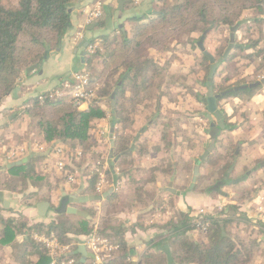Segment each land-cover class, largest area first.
<instances>
[{
    "label": "trees",
    "instance_id": "trees-1",
    "mask_svg": "<svg viewBox=\"0 0 264 264\" xmlns=\"http://www.w3.org/2000/svg\"><path fill=\"white\" fill-rule=\"evenodd\" d=\"M73 1L0 0V101L11 92L21 72L31 66H39L49 53L58 47L70 24L69 9ZM106 7L108 6L103 4V14L96 20L99 28L107 27L108 20L113 17L111 11L104 13ZM249 9H258L264 20V0H154L150 13L130 18L133 22L130 31L116 28V33L114 31L101 34L91 41L101 40L100 47L88 52L85 57L88 66L93 61L99 64L97 73H92L88 68L85 72L89 77V87L96 90V97L87 109L74 106L68 92L64 91L58 97L55 90L41 92L27 100L20 109L32 119L33 127L45 142L69 145L68 154H71L76 145L83 146L81 161L72 158V163L66 164V167L74 173L76 182L80 177L87 182L83 193L98 194L94 187L96 175L92 168L96 161L91 159L99 151L95 141L89 136L92 122L104 117L109 111L114 135L112 157L115 166L124 173L126 165L122 158L130 154L135 145L132 142V124L136 106L146 108L154 102V108L159 110L162 106L160 101L168 95L167 91H162L160 95L154 92L156 88H160L167 67L149 54L151 49L161 51L173 43H189L192 50H199L200 57L195 58L199 68L193 78L195 84L207 90L210 62L204 51L197 46V40L207 30L203 45L206 39L215 38L217 45L209 52L215 59H219L229 45L231 27L238 24L234 32V43L237 46L233 47L222 61L221 66L224 65L225 70L220 77L217 78L216 73L214 74L213 91L220 93L257 80L247 82L246 78L264 68V32H260L259 36L255 35L256 21L250 22L249 26V21L243 25L244 12ZM241 28L244 32L239 36ZM251 66L252 72H248ZM250 90L253 89L232 91L216 99L226 129L232 131L237 126L229 121L230 117L222 108V103ZM112 94L114 109H111ZM199 95V92L192 94L196 101L201 100ZM104 100L110 107L109 110L102 104ZM204 106L206 108L205 103ZM205 129L207 125H202V132L205 133ZM244 140L243 137L229 139L224 143L217 140L222 148L221 154L211 152L204 162L196 157L189 163L188 167L192 171L194 165L199 164L200 174L205 175L210 171L209 168H212V172L219 176L206 187H200L201 178L197 177L194 190L199 189V194L217 198L223 189L222 184L231 180L230 168L235 164L234 159L240 156ZM238 145L240 148L236 154ZM36 158V155H31L26 162L8 169L13 176L9 179V183L15 184L13 188L16 189L19 185V191L25 192L29 183L35 185L37 191L27 192L28 197L37 196L39 189L44 187L52 188L48 178L37 171ZM212 158L217 160L216 164L211 163ZM263 161L264 157L254 158L252 168H264V165H261ZM131 165L132 163L128 167ZM135 170L138 177L133 179L130 185L135 194L141 195L144 190V175L141 167L136 166ZM106 175L111 182L114 181L112 170L106 171ZM155 180V173L152 172L147 181L155 183ZM262 186L263 179L254 180L251 186L234 194L231 199L235 202L228 203L218 215L206 214L200 219L194 218L190 215L192 208L187 206L186 210L179 211L174 219L160 225L159 235L152 238L142 251L135 253L131 252L120 234L123 231L122 222L115 219V223H112L114 219L109 215L101 217L100 232L109 235L120 245L108 264H137L131 260L133 257H138L141 264H248L258 243L253 240H241L239 236H233L229 229L226 230V227L237 219L236 215L243 216L238 220L248 221L244 215L237 214L240 203L256 194ZM39 197L45 199L43 195ZM123 202L120 193L116 191L104 200L106 207H115ZM57 207L58 205L51 207L54 216L49 223L36 222L29 225L20 213L10 218L0 217V244L12 245L17 234L27 235L22 243L15 245L18 263L48 264L44 249L30 236L32 232L53 233L62 243L75 242L91 233L95 215L92 209L81 205L91 219L76 215L78 220L73 221L72 214L65 211L55 212ZM199 221L204 223V229L197 226ZM195 229L203 233L204 239H199L192 232ZM259 232H264V229H259ZM76 251L77 246H73L72 255H75ZM33 256L37 259L33 260Z\"/></svg>",
    "mask_w": 264,
    "mask_h": 264
},
{
    "label": "crops",
    "instance_id": "crops-1",
    "mask_svg": "<svg viewBox=\"0 0 264 264\" xmlns=\"http://www.w3.org/2000/svg\"><path fill=\"white\" fill-rule=\"evenodd\" d=\"M91 2L92 0H74L72 2L70 24L63 34L58 47L52 50L47 58L39 66H36L34 70L21 72L11 92L0 101V217L10 218L20 213L24 216L26 222L31 225L36 222L49 223L54 216V212L50 207V201L39 199V195H43L40 191H38L37 196L32 197V201H28L30 204H27L28 202L21 201L19 185L15 189L13 188L15 184L9 183V179L13 176L10 175L8 169L15 166V164L12 165L11 163L23 159L27 161L31 155L38 157L35 161L37 171L39 174L45 175L54 188L56 179H58V176H61L55 167V157H46L42 152H28L14 160L5 159L4 152L9 146L8 144L18 142L19 138L24 137V140H27L32 137L33 121L30 117L22 113L21 106L27 100L39 95L41 92L48 90H55V92L58 90L64 91L63 83H70L72 81V74L75 72L84 71V68H88L91 72L94 69H98L99 71L97 61H93L90 66L85 62L86 54L91 52L88 50L89 46H93L94 49L100 47V39H96L94 42L91 41L101 34H110L114 31L116 33V28L130 31L133 24L130 18L150 13L154 0H140L138 3L134 0H122L121 8L119 7V0H104L103 4L108 6L104 8V13L111 11L113 17L111 20H108L107 27L103 28L97 27L96 22L89 25L85 24L84 10ZM244 19L246 20L247 18L244 17ZM149 54L153 55L167 67L166 75L163 78L164 83L162 82L160 88H156L155 91L157 95H160L162 91H167L168 95L164 96L162 101H160L162 106L159 110L154 108V102H152L151 107H148L149 110H146V108L140 105L136 106L132 124V142L135 145L131 148V153L123 160L124 165H126L124 173L118 166H115L113 157H109L111 143L114 138L110 115L106 113L104 118H98L93 121L97 126L100 127L102 125L105 130L107 129L106 137L109 140L107 168L109 167V169L106 171L112 170L115 177L114 181L100 195L113 187V191L120 193L121 200H125L133 191L131 190V181L138 177V173L135 170L136 166L142 168L144 175L143 185L145 186L143 188H152L154 186L155 192L158 188L159 190H163L161 198L158 199L159 203L155 207L156 209L153 208L154 205L140 207V211H129L127 207H124L116 215L118 220L122 222L123 231L120 234L123 236L132 253L142 251L152 238L159 235V226L168 222L170 219H174L175 215L173 214L175 211H185L187 206L199 210L206 208L205 206L211 208L218 204H224L222 202H226V204L235 202L231 199L234 195L232 192L227 193L222 191L217 198L212 199L209 196L196 193L183 194L177 189V174L180 171L177 168L178 160L180 159L179 162L188 167V164L193 162L196 157H201L206 148L207 140L209 139L207 129H205V133L201 130V126H205L208 123L206 108L203 106L204 103L201 99L207 90L199 87L195 83L191 84L192 81H195L193 77L196 76V71L199 68V64L195 60L199 54L191 49L189 43H173L167 49L161 51L151 49ZM186 62H191V65L187 66V69L183 66V64H187ZM249 68L248 72H252V68ZM218 69L222 71L225 70V67L222 65ZM175 76L177 78H185L186 84L183 85L184 87L189 88L191 85H195L192 92H199V99L201 100L196 101L194 97L193 100L188 99L184 105L181 104L183 107L181 109L178 102H172V96L177 92L176 86L175 83H166V80ZM259 78H264V68L247 76L246 79L253 81V79ZM258 90V93L253 94L251 97H246L245 100L234 96L235 99L231 97L222 103V108H224L226 114L231 118V122L236 124L237 128L232 131L228 129L223 130L218 140L224 143L229 139H236V137H243L245 139L241 146L243 149L240 152V156L236 158L232 170L235 173L242 171L248 165L253 166L254 158L264 157V114L262 119L256 117V115L258 116L264 112V83L263 87ZM163 94L165 95V93ZM251 107H254V109L252 110ZM87 108V106H82L79 109ZM180 110L183 112L182 114H178ZM196 110L199 111L198 116L188 115V111L193 112ZM251 110L252 112L250 113ZM254 110L256 115L254 114ZM259 111L262 112L259 113ZM145 112L150 114V117H148L150 119L145 117ZM157 115H160V117ZM195 125L199 128H196ZM192 130L195 132V135ZM191 134L194 136H191ZM194 141L197 143L193 145ZM218 142L213 153L222 151L220 144L218 146ZM136 143L140 144L136 145ZM104 144L107 145L106 142ZM106 145L104 146L106 147ZM102 150L106 152V150ZM68 163L71 164L72 159ZM130 163L132 165L128 167ZM263 163L264 161L261 162V165H264ZM113 165L114 168H112ZM79 170H81V167ZM251 170V174L244 181L239 182L240 184L242 183V188H239V190L251 186L254 180H264V168L254 170L251 167ZM152 172L155 173L156 177L155 183L153 184L147 181ZM86 185L87 182L80 177L79 181L72 186L75 191H70L63 184L65 190H59L57 192L50 190L49 195L53 201L55 198L61 201L67 195H70L73 199L85 195H99L83 193L82 190L85 189ZM28 188L30 191H37L35 185L32 183L28 184ZM260 192H264V186L252 197L240 203L239 207V212L249 222L250 232L253 231L257 235L261 234L259 233L260 227L264 228V202H261L258 197ZM104 200L72 204L82 211L81 205L92 209L95 212L92 224H98L99 228L100 218L104 217L101 209ZM170 201L173 204L168 205ZM43 202H47L48 206L41 213L39 205ZM158 205L160 206L157 209ZM210 208L208 211L211 210ZM148 210L156 218L151 220L149 225H139L137 220L141 215H138V213L149 212ZM88 219H91V217L89 216ZM26 237V234L20 233L15 236L14 244H0V264H20L16 257L15 245L22 243ZM87 255L84 248L77 246V251L73 256L78 257L80 261L82 258H85L83 256ZM32 259L36 260L37 257L33 256ZM131 260L135 261V263L139 262L138 257H133ZM254 264L258 263L254 262Z\"/></svg>",
    "mask_w": 264,
    "mask_h": 264
},
{
    "label": "rangeland",
    "instance_id": "rangeland-1",
    "mask_svg": "<svg viewBox=\"0 0 264 264\" xmlns=\"http://www.w3.org/2000/svg\"><path fill=\"white\" fill-rule=\"evenodd\" d=\"M6 1H8V0H6ZM10 1H12V2H14L15 0H10ZM262 13L257 9H249V10H246L245 12H244V17H246L247 19L246 20H244V22H245V24H243L244 26L247 24V22L249 21V23L247 24L248 26L251 24V23H254L255 21H252L253 19H256V22H255V30H256V36H259L261 33L260 32H264V20H262ZM258 19V20H257ZM251 20V21H250ZM251 22V23H250ZM242 29V31H239V36L240 35H243L242 33L244 32V29L243 28H241ZM246 39V38H245ZM199 40V39H198ZM197 40V41H198ZM243 41H245L244 39H243ZM96 42H98V41H96ZM95 42V43H96ZM217 45V41L215 40V38H209V39H206L205 40V44H204V48L206 49V50H208V51H213V49H214V47ZM198 46V45H197ZM165 49H167V48H165ZM193 51H195L196 53H198V54H200V52H199V50H193ZM199 57H200V55H199ZM191 61H193V59H191ZM185 63V62H184ZM187 64H183V66L187 69V66H190L191 65V62H186ZM239 64V63H238ZM254 64V63H253ZM252 64V65H253ZM224 66V65H223ZM220 67H222V66H220ZM225 67V66H224ZM250 68H252V66L250 67ZM249 68V69H250ZM90 71V70H89ZM97 71H98V69H94V70H92V73H97ZM224 70H222L221 71V69H217V71H216V77L218 78V77H220V75L222 74V72H223ZM249 71V70H248ZM82 72H87V68H84V71H82ZM21 74V73H20ZM88 75V74H87ZM20 76V75H19ZM19 78V77H18ZM259 79H261V78H259ZM259 79H257V80H259ZM246 81L247 82H250L251 81V79H246ZM17 82V81H16ZM164 83V80H162L161 81V83ZM166 83H171V84H174L175 83V86H176V93H175V95H173L172 97V99L171 100H173L172 102H174V103H179L180 105V109L181 108H183L182 107V105H184L185 103H186V101H188V99H191V100H193V96H192V94H193V89L195 88V85H191L189 88H187V87H184L183 85H185L186 84V80H185V78H183V77H172V78H169V80L167 79L166 80ZM191 83V82H190ZM195 83V81H192V83L191 84H194ZM263 87V83H261L260 85H258L257 87H253L252 89L253 90H250V91H246L245 93L244 92H242V93H239V94H237L236 95V97H238V98H240V99H244L245 100V98L246 97H251L253 94H255V93H258V89H260V88H262ZM205 89V88H204ZM206 90V89H205ZM205 90H203V92H205ZM154 92H156L155 90H154ZM192 96V97H191ZM233 99H235V97L233 96L232 97ZM167 99H169L168 97H167ZM103 105H105V107H106V109H110V107L108 106V104H107V102L104 100V103H102ZM182 104V105H181ZM151 106V105H150ZM203 106H204V104H203ZM149 106H147L146 107V110H149V108H148ZM205 107V106H204ZM251 109L253 110L254 109V107H251ZM252 110L250 111V113L252 112ZM261 110V109H260ZM220 111V110H219ZM260 112H262V111H259V113ZM107 113L109 114V111H107ZM146 113V112H145ZM183 112L180 110L179 111V113L178 114H182ZM254 114L256 115V113H255V110H254ZM263 114H264V112L262 113V114H260V115H256V117L258 118V119H262L263 118ZM185 115V114H184ZM184 115H182V116H184ZM188 115H192V116H198L199 115V111H188ZM254 115V116H255ZM145 117H150V114L149 113H146V115H145ZM103 118V117H102ZM100 119V118H99ZM148 119H150V118H148ZM229 121H231V118H229ZM208 124H209V121H208V123L206 124L207 125V130L209 129V126H208ZM100 127H102V125H100ZM195 127L196 128H199L198 126H196L195 125ZM98 128H99V126H97L96 124H95V122H93L92 123V127H91V129H90V131H89V136H90V139L92 140V141H95V143H96V149L99 151V153L98 154H95L94 155V157L91 159V160H93V161H96V162H98V161H100V159L101 158H107V150H108V148H109V145H108V137H103V136H100V134H99V131H98ZM193 128V127H192ZM230 131V130H229ZM193 132V131H192ZM194 133V135H195V132H193ZM192 133V134H193ZM31 134H34L35 136H36V138L34 139V142H36V143H38V142H40V141H42V142H45L44 140H43V138L42 137H40L38 134H37V132H36V129L34 128V127H32V132H31ZM191 134V136H194V135H192ZM209 137V136H208ZM193 138V137H192ZM31 141V138L30 139H27V140H24V137L23 138H19V140H18V142H14V143H11V144H8L9 145V147L12 145V144H17V145H20V146H23V143H25V142H27V143H29ZM104 142H106L107 143V145L106 144H104ZM48 146H50V147H52L53 146V144H51V143H47V142H45ZM195 143H197L196 141H194V143H193V145L195 144ZM209 144V139L207 140V143H206V147H207V145ZM104 145H106V147L104 146ZM218 146H219V142H218ZM65 154H63V157L65 158V160L66 161H69L70 160V158H71V154H68V150H70L68 147H69V145H65ZM78 147L82 150V153L84 152L83 151V146L81 145V144H78ZM67 149V150H66ZM102 149H104V150H106V152H103V150ZM202 151H203V149H202ZM204 151H205V149H204ZM215 153V152H214ZM218 152L216 151V154H217ZM222 153V151L221 152H219V154H221ZM46 157H48V155H46ZM82 157V156H81ZM126 156H124L122 159H124ZM80 161H81V159H80ZM180 161V159L178 160V163H177V168L180 170L179 172H178V174H177V189L179 190V192H182L183 194L185 193V194H189V193H191V194H194V193H196V194H199L200 193V191H199V189H195L194 190V188L193 187H191V183H192V177H193V171L192 170H190L188 167H187V165L186 166H184L182 163H180L179 162ZM80 164L82 163V162H79ZM83 163H85V162H83ZM211 163L212 164H216L217 163V160L215 159V158H212L211 159ZM248 165V164H247ZM251 167H253V166H250V165H248V166H246V167H244L243 169H242V171H240V172H238V173H235L234 171H232L231 172V174H230V177H231V180L229 181V182H226V183H223L222 184V188L223 189H221L220 191H225V192H227V193H230V192H232V193H234V194H236V193H238L239 191H241V190H239V188H242V183L240 184L239 182H235V179L236 178H240V176H242V175H244L247 171H249V170H251ZM210 169V171H208L207 172V174H205V175H202V174H200L199 173V175H198V178H201V184H200V187H206V186H208V185H210L211 184V182L213 181V180H215L216 178H218L219 176H217L216 174H214L213 172H212V168H209ZM107 176V175H106ZM108 177V176H107ZM111 181V180H110ZM50 184H51V182H50ZM63 184H65V182H64V178H63V176H58V179H56V182H55V188H54V186H52V188L51 189H48V188H42V189H39V191L43 194V198H45V199H49V201H50V207H53V206H56V205H58L59 204V200H57V198H55L54 199V201H53V199H51L50 198V195H49V192H50V190H54V192H57V191H59V190H61V191H63V190H65V188L63 187ZM153 184V183H152ZM52 185V184H51ZM150 185V184H149ZM142 186L143 187H145L143 184H142ZM141 186V187H142ZM142 187V188H143ZM248 188V187H247ZM125 189V188H124ZM69 190L70 191H75V189L74 188H69ZM131 190H133L132 189V187H131ZM145 190H147V191H145ZM28 191H30V189L28 188L25 192H20V194H21V201H25V202H28L29 200H31L32 201V197H29L28 198V196H27V192ZM136 192H134V190L131 192V194H129L128 196H127V198H125V200H123L124 201V203H122V204H124V205H122V204H118V205H116L115 207H106L105 206V204H103V205H101V209H102V213H103V215L104 216H107V215H109L110 217H112L113 219H114V221L112 222V223H115V219L117 220L118 219V217L116 216L117 214H119V212L121 211V209L122 208H124V207H127V209L129 210V211H133V210H137V211H140L141 209H140V207H143V206H147V205H154V207L153 208H155L156 207V205L159 203V200L158 199H160L161 198V194H163V190H159V188H158V190L155 192V187L154 186H152V188H144V190L143 191H141V195H137V194H135ZM44 199V200H45ZM124 199V198H123ZM264 202V201H263ZM220 203V202H219ZM222 203H224V204H226V202H222ZM27 204H30L29 202L27 203ZM127 204H129L128 206H127ZM171 204H173V202H169V204L168 205H171ZM224 204H222V205H224ZM159 206L160 205H158V207H157V209L159 208ZM162 207H163V205H162ZM206 208H204L205 209V211L207 210L208 211V209L210 208H208V206H205ZM144 209H148V208H144ZM156 209V208H155ZM212 211H214V214L213 215H218V211L216 210V207L215 206H212L211 208H210ZM149 211V210H148ZM198 210H195V209H193L192 208V210L190 211V215H194L195 214V212H197ZM217 211V212H216ZM141 215V217H139V219L137 220V222H138V224L139 225H149L151 222V220H154V218H156L154 215H153V213L151 212L150 213V211L149 212H139L138 213V215ZM177 214H178V212L177 211H175L174 212V214L173 215H175V217L177 216ZM230 214V213H229ZM237 214H241V213H237ZM243 215V214H242ZM229 216V215H228ZM241 217H243V216H237L236 215V218L237 219H235V221L234 222H232V224H229V226L228 227H226V230H228L229 229V231H231V233H232V235L233 236H239V238L241 239V240H244V241H249V240H253V241H256L257 243H258V247H255V249H254V252H253V257H252V260L248 263V264H254V262H257L258 264H264V232H261V234H254L253 233V231L252 232H250V225H249V223H247L248 221H243V220H238L239 218H241ZM72 220L73 221H77L78 220V218L76 217V214H72ZM260 229H264V228H261L260 227ZM256 231V230H255ZM254 231V232H255ZM193 233H195V235H197V237L199 238V239H204V235H203V233L200 231L199 232V230L198 229H195V230H193L192 231ZM260 233V232H259ZM205 237H206V235H205Z\"/></svg>",
    "mask_w": 264,
    "mask_h": 264
},
{
    "label": "built area",
    "instance_id": "built-area-1",
    "mask_svg": "<svg viewBox=\"0 0 264 264\" xmlns=\"http://www.w3.org/2000/svg\"><path fill=\"white\" fill-rule=\"evenodd\" d=\"M134 1L138 3L140 0ZM103 2L104 0H92L91 4L84 10L85 24L89 25L95 23L96 20L102 16ZM93 49V46H89L88 48L89 51H92ZM63 87L65 89L64 91L68 92L72 97L73 105L78 108L82 106L89 107L90 103L96 97L95 88L89 87V77L87 73L82 71L73 73L72 81L70 83L64 82ZM64 91H56V96H61ZM98 131L100 136H107V129L105 130L104 126L99 127ZM35 138L36 136L32 134L29 143H23V146L17 144H12L10 147L8 146L4 152L5 159L14 160L28 152H42L50 158L54 156L56 159L55 167L60 175L63 176L65 182L64 185L67 189L72 188V186L76 184V178L74 173L66 167V164H69L68 162L71 161L72 158L77 161L80 160L83 154L82 150L76 145L71 151L70 160L67 162L63 157V154H65V145L55 143L50 147L42 141L38 143L34 142ZM92 168L96 175L94 187L100 195L104 189L111 184L110 179L106 176V170L109 169V167L107 168V158H101L100 161L92 165ZM258 197L260 201L263 202L264 192H260ZM226 205L227 204H218L215 207L218 212H221L225 209ZM206 214L213 215L214 211H205V209L201 208L192 216L200 219ZM197 226L204 229V223L200 221ZM30 236L44 249L45 254L48 257V264H77L80 262L78 257L72 255L73 246L84 248L88 254L81 264H108L109 260L120 248L119 243L113 241L109 235L100 232L98 224L93 225V229L88 236L81 237L79 240L70 243L60 242L53 233L32 232L30 233Z\"/></svg>",
    "mask_w": 264,
    "mask_h": 264
},
{
    "label": "water",
    "instance_id": "water-1",
    "mask_svg": "<svg viewBox=\"0 0 264 264\" xmlns=\"http://www.w3.org/2000/svg\"><path fill=\"white\" fill-rule=\"evenodd\" d=\"M119 7L120 8L122 7V0H119ZM69 11H71V8L69 9ZM237 28H238V24H235L233 27H231L229 45L227 46L223 56L219 59H215V57L209 51H207L204 48L203 39H204L205 34L207 33V30H205L202 33L201 37L197 41L198 47L202 51H204V53L207 55L209 62H210V70L208 73V81H207V91H206V94L201 98L202 102L205 103V105H206V118L209 121V129L207 130V134L209 136V144L207 145V147L205 148V151L203 152V154L199 158L200 161H202V162H204L206 160L209 153H211L215 150L216 143H217V140L219 139L221 132L226 129V125L223 122V114L218 109L216 99L226 95L227 93H231L232 91H238V90H242V89L244 90L247 88H253V87H257L261 83H264V78H261L258 81L250 82V83H247L245 85L235 86L231 89L222 91L220 93H215L213 91L212 80H213L214 74L216 73L217 69L221 66L222 61L227 57L229 51L233 47L237 46V44L234 43V32L237 30ZM34 69H35V66H31V67L27 68V71L29 72V71H32ZM111 98H112L111 107H112V109H114V106H115L114 94H112ZM113 145H114V142L111 143V150H110L109 157L112 156ZM238 149H239V145L237 147L236 154L238 152ZM25 161H26V159H23V160H19L16 162H12L11 164L17 165V164H21ZM234 161H236V158L234 159ZM233 168H234V165H232V167L230 168V171H232ZM251 172H252V170L247 171L240 178H236L235 182L244 181L251 174ZM198 175H199V164H195L193 167V177H192L191 187L194 186ZM113 190H114L113 187H111L106 192H104L102 195H85V196L77 197L76 199H73L70 195H67L60 201V203L58 204V207L55 208L54 211L55 212L65 211L68 214H76V215H80V216L89 218V215L87 214V212L82 211L81 209L73 206L72 203H84L87 201L106 199L113 192ZM220 193H222V191H220ZM47 206H48L47 202H43L39 205L41 213L44 211V209ZM82 253H83V250H82ZM83 257H86V256H83ZM82 261H83V258L80 260V262H82ZM137 264H141V263L138 262Z\"/></svg>",
    "mask_w": 264,
    "mask_h": 264
}]
</instances>
